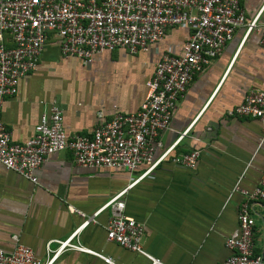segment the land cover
<instances>
[{
  "label": "crops",
  "instance_id": "0c3cea01",
  "mask_svg": "<svg viewBox=\"0 0 264 264\" xmlns=\"http://www.w3.org/2000/svg\"><path fill=\"white\" fill-rule=\"evenodd\" d=\"M246 22H264V0H242ZM187 27H170L148 51H104L83 64L60 53L49 33L36 68L22 76L16 93L3 100L0 117L14 143L30 139L40 116L55 102L62 111L66 136H90L102 120L116 113L134 114L145 99V83L165 54L179 55L190 35ZM4 44L13 47L4 36ZM264 90V46L260 33L245 37L235 30L221 54L196 76L179 98L170 126L158 134L154 157L174 146L168 157L143 178L146 166L124 169L82 168L65 150L50 156L35 172L33 184L0 165V249L16 243L32 249L44 262L47 245L65 240L124 189V214L143 226L142 250L162 264H220L232 252L226 240L238 227L244 201L239 188L252 191L264 175V119L226 116L249 92ZM187 130V134L180 140ZM196 150L197 165L188 170L171 158ZM111 208L93 217L78 234L83 247L114 264H152L146 256L106 240ZM254 219L253 254L264 246V200L250 202ZM17 238V241L14 240ZM53 264H106L78 251H66Z\"/></svg>",
  "mask_w": 264,
  "mask_h": 264
},
{
  "label": "built area",
  "instance_id": "2783aa9c",
  "mask_svg": "<svg viewBox=\"0 0 264 264\" xmlns=\"http://www.w3.org/2000/svg\"><path fill=\"white\" fill-rule=\"evenodd\" d=\"M242 0H0V109L3 100L16 93L19 79L34 70L49 33L59 41L64 57H75L88 64L96 54L116 49L130 53L148 51L160 43L170 27H187L190 35L179 55L163 54L145 83L146 96L134 114L116 113L109 121L102 120L90 136H66L60 107L52 102L40 116L33 135L24 143H14L0 117V165L33 184L35 172L52 155L65 150L82 168L124 169L133 171L146 166L139 177L151 173L173 150L174 146L154 157L160 147L158 134L167 130L179 98L192 80L216 59L233 38L236 29L244 27L245 37L260 33L264 46V22L259 16L246 22ZM7 35L12 48L4 44ZM226 116L264 119V90L249 92L244 101L228 110ZM187 130L179 136L180 140ZM264 142V129L261 141ZM199 152L192 150L173 156L171 162L192 170ZM113 196L96 211L111 208L105 225L106 240L146 256L152 264H162L147 255L141 246L143 226L124 214L123 195ZM244 201L238 211V227L227 238L232 254L220 264H264V246L253 254L254 219L249 215L250 202L264 200V175L259 184L246 191L236 184ZM92 217V218H93ZM83 222L65 240L47 245V258L38 260L31 248L16 243L12 252L0 249V264H53L60 254L78 251L93 255L106 264H114L107 256L83 247L75 240L93 219ZM17 241V238H14Z\"/></svg>",
  "mask_w": 264,
  "mask_h": 264
}]
</instances>
